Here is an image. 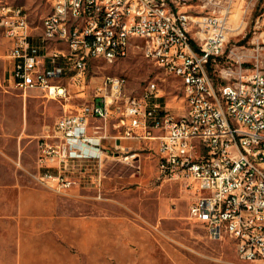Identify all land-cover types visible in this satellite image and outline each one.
Instances as JSON below:
<instances>
[{
    "label": "built area",
    "instance_id": "obj_1",
    "mask_svg": "<svg viewBox=\"0 0 264 264\" xmlns=\"http://www.w3.org/2000/svg\"><path fill=\"white\" fill-rule=\"evenodd\" d=\"M191 1L53 0L37 34L26 10L1 2L0 38L10 42L13 64L9 80L24 92L68 99L92 84L94 60L112 63L143 50L181 79L185 112L171 111L158 79L133 93L118 74H104L89 101L65 110L40 137L38 181L57 193L82 181L100 185L107 156L136 157L129 149L107 150L105 126L115 120L123 137L158 141V174L186 179L195 195L192 219L214 238L231 237L241 259L264 264V54H225L230 0H200L206 14L192 13ZM105 7H116V15L105 14ZM56 24L64 33L51 32ZM61 37L71 39L70 48L50 47ZM82 52L90 53V63H83ZM222 58L219 76L226 81L218 82L209 68ZM79 166L88 171L79 176Z\"/></svg>",
    "mask_w": 264,
    "mask_h": 264
},
{
    "label": "rangeland",
    "instance_id": "obj_2",
    "mask_svg": "<svg viewBox=\"0 0 264 264\" xmlns=\"http://www.w3.org/2000/svg\"><path fill=\"white\" fill-rule=\"evenodd\" d=\"M1 1L22 6L36 34L41 31L43 17L53 8V0ZM191 3L192 13L209 12V7L204 8L200 0ZM230 3L234 13L225 54L245 50L250 55H263L264 0H230ZM1 40L4 43L0 51V264H19V234L14 229L17 222L6 215L12 211L16 214L19 188L45 187L36 176L38 141L52 130L65 110L89 101L104 74L123 76L133 93H140L147 80L158 79L165 89L164 102L176 115L185 112L186 102L181 79L167 73L139 48L112 63L94 60L92 84L79 96L55 99L39 89L24 92L10 83L13 65L7 56L10 42L2 37ZM246 59L248 64L253 61L252 56ZM224 64L223 58L218 59L217 65L209 68L218 82L226 81L219 76ZM104 168L102 187L84 190L91 196L89 201L78 202L74 197L63 196L58 209L60 215L63 207L72 220L86 213L93 216V246L85 234H80L76 245V235L71 233L72 243L67 249L59 232V239L49 245L55 256L31 258L27 264H258L241 259L231 237L214 238L205 224L190 217L194 192L182 177L159 176L154 150H140L128 161L112 159ZM57 220V224L63 223L61 216Z\"/></svg>",
    "mask_w": 264,
    "mask_h": 264
},
{
    "label": "crops",
    "instance_id": "obj_3",
    "mask_svg": "<svg viewBox=\"0 0 264 264\" xmlns=\"http://www.w3.org/2000/svg\"><path fill=\"white\" fill-rule=\"evenodd\" d=\"M2 2V1H1ZM0 2V3H1ZM5 41L9 42L5 37H2ZM4 42L0 38V51L2 44ZM65 47L64 43H53L51 47ZM11 62L12 59L9 55ZM12 85V84H11ZM37 90V89H36ZM164 101V97L162 98ZM105 130L108 135L104 138L103 142L107 147L109 152H123L125 150L134 151L137 154L140 150L151 149L157 156V168H158V155L157 147L158 141H147L140 140L137 138L123 137L122 127H120L115 120H110L105 126ZM40 139V138H39ZM39 142V141H38ZM38 156V153H37ZM112 159H116L113 156H107L105 161V166ZM38 169V164H37ZM105 170V168H104ZM88 170L84 166H79L76 172L79 176L85 174ZM102 177L101 184H90L82 181L81 184H75L66 193H57L47 187L34 186V187H21L18 189L17 197V211H14L6 215L7 218L13 217L16 219L17 233L19 234V264H27V260L35 257H54V251L49 247L50 244L57 241L59 238L58 233L63 234L62 239L67 244V249H69L71 241V233L76 235L75 243L78 245V240L81 235L85 234V237H90V241L93 243L95 241V225L94 218L91 214L86 213L82 216H75L73 220L71 216L64 213L63 207H61L62 213L59 215L58 209L60 207V199L63 196L74 197L79 201H89V194L84 192L85 189H92L94 186L99 189L103 184ZM57 212V213H56ZM63 218L62 224H57L59 220L58 217ZM55 217V218H54ZM81 217V218H80ZM85 223V224H84ZM81 237V240H83Z\"/></svg>",
    "mask_w": 264,
    "mask_h": 264
},
{
    "label": "bare ground",
    "instance_id": "obj_4",
    "mask_svg": "<svg viewBox=\"0 0 264 264\" xmlns=\"http://www.w3.org/2000/svg\"><path fill=\"white\" fill-rule=\"evenodd\" d=\"M15 6L16 9L24 10L22 6ZM105 14L107 15H116V7H105ZM63 15H71V8H63ZM51 32L57 33H64V25L63 24H56L51 25ZM55 43H64L65 47L60 48H70L71 47V39L68 37H61L58 40H50V47L52 44ZM82 59L83 63H90V53L89 52H82ZM119 81L122 83H127V80L123 76H119Z\"/></svg>",
    "mask_w": 264,
    "mask_h": 264
}]
</instances>
